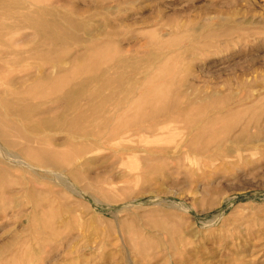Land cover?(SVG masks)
<instances>
[{"label":"rangeland","instance_id":"374dc122","mask_svg":"<svg viewBox=\"0 0 264 264\" xmlns=\"http://www.w3.org/2000/svg\"><path fill=\"white\" fill-rule=\"evenodd\" d=\"M0 7L4 125L74 182L0 195V264H264V0Z\"/></svg>","mask_w":264,"mask_h":264},{"label":"bare ground","instance_id":"6f19581e","mask_svg":"<svg viewBox=\"0 0 264 264\" xmlns=\"http://www.w3.org/2000/svg\"><path fill=\"white\" fill-rule=\"evenodd\" d=\"M1 8V7H0ZM25 14V13H24ZM50 14V13H49ZM26 15V14H25ZM30 15V14H29ZM28 16V15H26ZM20 17V16H19ZM23 17V16H22ZM36 17V16H35ZM37 18V17H36ZM24 19V18H23ZM18 20V19H17ZM41 20V19H40ZM14 22V21H13ZM2 23V22H1ZM74 23V22H73ZM22 24V22H21ZM26 24V23H25ZM33 24V23H31ZM39 25V24H38ZM73 25V24H72ZM26 25H23V27ZM30 26V23H29ZM18 27V26H17ZM33 27V26H31ZM35 28V27H34ZM13 29V28H12ZM44 29V28H43ZM11 30V28H10ZM52 33V32H51ZM68 33V32H67ZM44 34V33H43ZM47 35V34H46ZM45 35V36H46ZM49 35V33H48ZM53 35V33H52ZM65 36V35H64ZM78 36V35H77ZM60 37V36H57ZM27 38V37H26ZM30 38V37H29ZM22 39V38H21ZM28 39V38H27ZM23 40V39H22ZM57 41L59 39H56ZM25 41V40H24ZM56 41V42H57ZM61 41V40H60ZM19 42V41H17ZM63 42H66L63 40ZM62 42V43H63ZM17 45V44H16ZM37 47V46H36ZM39 47V46H38ZM25 49V48H24ZM43 49V48H41ZM8 50V49H7ZM79 50V49H78ZM30 51H32L30 49ZM29 51V52H30ZM66 51V50H65ZM42 52H44L42 50ZM60 53V52H59ZM77 53V52H76ZM23 54V53H21ZM45 54V52H44ZM75 54V53H74ZM66 55V54H65ZM24 57V56H23ZM33 57V56H32ZM58 57H60L58 55ZM19 58V57H18ZM48 58V57H46ZM57 58V56H56ZM68 58V57H67ZM70 58V57H69ZM65 59V58H64ZM34 60V59H33ZM60 60V59H59ZM67 60V59H66ZM9 61H12L10 59V54L8 52H0V68L3 67V65L8 64ZM16 61V60H14ZM13 61V62H14ZM18 61V59H17ZM28 63V62H27ZM44 63V62H43ZM66 63V62H65ZM26 64V63H24ZM30 64V63H29ZM38 65V64H37ZM64 65V64H63ZM67 65V64H66ZM18 68V67H17ZM108 68V67H106ZM105 68V69H106ZM51 68H48V70ZM53 69V68H52ZM68 69V68H67ZM104 69V70H105ZM47 70V69H46ZM52 71V70H51ZM60 71V70H59ZM65 72L67 70H64ZM47 72V71H45ZM59 73V72H58ZM102 73V72H101ZM107 73V72H106ZM35 74V73H34ZM52 74V73H51ZM60 74V73H59ZM53 75V74H52ZM27 76H20L18 79H11L10 81L5 82L6 87H0V102L4 97L10 92L12 88V84L14 81L24 82L26 80ZM33 78V77H32ZM5 80V79H4ZM39 80V79H38ZM62 80V79H61ZM35 81V80H34ZM40 81V80H39ZM17 82V83H18ZM33 82V81H32ZM40 83V82H39ZM77 83V82H76ZM1 84V83H0ZM37 84V83H36ZM3 85V84H2ZM38 85V84H37ZM28 86V84L26 85ZM22 87V86H21ZM15 88V87H14ZM26 88V87H25ZM58 88V87H57ZM33 89V88H32ZM63 90V89H61ZM14 91V89H13ZM17 91V89H16ZM64 92V91H63ZM62 92V93H63ZM46 93V91H45ZM48 93V92H47ZM46 95V94H45ZM12 96V95H10ZM86 96V95H85ZM55 98V97H54ZM57 98V97H56ZM51 101L53 100L50 99ZM132 100V99H131ZM49 102V101H48ZM42 103V101H41ZM120 103V102H119ZM8 104V103H7ZM50 104V103H49ZM81 104V103H80ZM121 104V103H120ZM56 107V106H55ZM2 108V107H1ZM53 108V107H52ZM50 109V108H49ZM71 109V108H70ZM3 110V109H2ZM46 110V109H45ZM44 111V110H43ZM41 111V112H43ZM72 111V110H71ZM19 112V111H18ZM40 113V112H39ZM73 113V112H72ZM80 113V112H79ZM18 115V114H17ZM42 115V114H41ZM22 116V115H21ZM9 117V116H8ZM74 117V116H72ZM5 116L0 113V195L3 197L1 202L4 201L5 199L7 200L6 196H12L13 194H16L18 192L23 193L26 196L34 195L40 193V190H45L46 187L48 189H51L53 186L51 183L53 182V179L55 182H58L59 180L61 181H69L70 184L72 185L73 188V180L69 175H71V172L73 169H71L70 165L64 164L61 162L55 153L51 151L52 153L48 151H43L41 148L44 147L41 145L42 141V134L40 135L39 131H36L35 129H32L30 131L28 130H20L18 128H15V126L8 125L5 126L6 124L4 123ZM67 121V120H66ZM10 122V121H9ZM31 122V121H30ZM24 123V122H23ZM33 123V122H31ZM63 122L60 124L62 125ZM5 124V125H4ZM24 125V124H23ZM59 126V125H58ZM64 126V125H63ZM60 128V127H59ZM65 129V128H64ZM74 131V130H73ZM45 133V132H44ZM72 133V132H71ZM70 134V133H69ZM125 133H123L124 136ZM128 134V133H127ZM126 134V135H127ZM130 134V133H129ZM125 135V136H126ZM106 136V135H105ZM77 137V136H76ZM103 137V136H101ZM119 137V136H118ZM117 137V138H118ZM127 137V136H126ZM177 137V136H176ZM181 137V136H180ZM100 138V137H99ZM120 138V137H119ZM53 140V139H52ZM73 140V139H72ZM77 140V139H76ZM80 140V138H79ZM172 140H174L172 138ZM179 140V139H178ZM75 141V140H74ZM103 141V139H102ZM44 142V141H43ZM113 142V141H112ZM121 142V140H120ZM173 142V141H171ZM170 142V143H171ZM182 142V141H181ZM180 142V143H181ZM119 143V142H118ZM169 143V146L171 145ZM174 143V142H173ZM177 143V142H176ZM188 143V142H187ZM106 144V143H105ZM108 144V143H107ZM106 144V145H107ZM114 144V143H113ZM125 144V143H122ZM126 144H128L126 142ZM160 144V143H159ZM175 144V143H174ZM111 145V142H110ZM118 145V144H117ZM130 145V144H128ZM177 145V144H176ZM186 145V143H185ZM116 146V145H115ZM120 147V145H118ZM162 146V145H161ZM164 146V144H163ZM174 146V145H173ZM180 145H178L179 147ZM183 146V145H182ZM112 147V146H110ZM168 147V146H164ZM177 147V149H178ZM184 147V146H183ZM120 149V148H118ZM123 149V148H122ZM165 149V148H164ZM59 150V148H57ZM62 150V149H61ZM99 151V149H98ZM127 151V150H126ZM172 151V150H171ZM187 151V150H186ZM74 152V151H73ZM70 154V152H69ZM179 154V153H178ZM187 152H185V155ZM184 155V156H185ZM177 156V155H176ZM180 156V155H179ZM70 158V157H69ZM71 160H69L70 162ZM66 162V161H65ZM72 162V161H71ZM75 162V160L73 161ZM70 164V163H69ZM37 170L43 171L42 174L49 175L50 178H46L45 181H42V177H36L37 176ZM79 172L81 170H78ZM76 170V172H78ZM75 172V173H76ZM170 172V171H169ZM28 173L29 177H25V174ZM40 173V172H39ZM64 173V176L62 175ZM14 175H22L21 179H18L17 181L15 179H12ZM40 175V174H39ZM78 175V174H77ZM56 176V177H55ZM92 178V177H91ZM19 180L21 183H19ZM90 180V179H89ZM93 180V179H92ZM91 180V181H92ZM82 182V181H81ZM56 184V183H55ZM81 184V183H80ZM70 185V186H71ZM83 186V185H82ZM68 188V187H67ZM71 188V187H70ZM70 190V189H69ZM74 190V189H73ZM78 190V189H77ZM81 190V189H80ZM82 191V190H81ZM85 191V190H84ZM80 195V194H79ZM4 199V200H3ZM0 202V203H1ZM4 203V202H3ZM31 203V204H30ZM26 202H17L14 203L11 200H7L2 206H11L13 208H16L18 211L21 212L20 216L25 217L28 220V216L30 212L36 210V206L30 201ZM2 204V203H1ZM28 204H29V210H28ZM141 249H144L141 247ZM142 251V250H141ZM145 252V251H143Z\"/></svg>","mask_w":264,"mask_h":264}]
</instances>
